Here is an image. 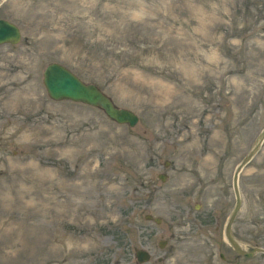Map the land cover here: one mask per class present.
I'll list each match as a JSON object with an SVG mask.
<instances>
[{"label": "rangeland", "instance_id": "rangeland-1", "mask_svg": "<svg viewBox=\"0 0 264 264\" xmlns=\"http://www.w3.org/2000/svg\"><path fill=\"white\" fill-rule=\"evenodd\" d=\"M0 18L21 32L0 45V264H264L193 231L264 128V0H0ZM51 62L136 125L50 99ZM237 179L232 233L264 249V140Z\"/></svg>", "mask_w": 264, "mask_h": 264}, {"label": "water", "instance_id": "water-1", "mask_svg": "<svg viewBox=\"0 0 264 264\" xmlns=\"http://www.w3.org/2000/svg\"><path fill=\"white\" fill-rule=\"evenodd\" d=\"M20 38V30L15 24L8 20L0 19V44H17L20 41ZM42 81L48 96L53 100H70L92 107H97L101 109L110 120L114 121L117 124H126L129 127H133L138 121V116L132 110L118 107L112 101V99L107 94H105L97 85L84 82L67 67L57 62L49 63L45 67L43 71ZM263 140L264 128L256 137L252 147L235 170L233 184L236 189L237 203L235 210L231 213V216L228 220L227 229L225 231V237L235 249V251L246 257H251L254 253L263 250L260 248H256L251 251H245L239 243L235 242L230 233L231 222L233 221L239 207L237 176L241 168L246 163H248L259 151ZM164 178V176L160 175L161 180H164ZM144 217L148 220H151L152 218L151 215L148 214ZM152 219L155 223L160 222V219L157 217ZM159 246L163 247V242L159 243ZM135 258L137 263L142 264L150 259V254L144 249H136Z\"/></svg>", "mask_w": 264, "mask_h": 264}, {"label": "flooded vegetation", "instance_id": "flooded-vegetation-1", "mask_svg": "<svg viewBox=\"0 0 264 264\" xmlns=\"http://www.w3.org/2000/svg\"><path fill=\"white\" fill-rule=\"evenodd\" d=\"M238 193H239V190H238ZM220 198L221 199L219 202L214 203L209 207L210 208L209 210H212V215H210L209 212L206 211L207 214L205 213L206 215L205 214L202 215L201 216L202 219L199 220L198 223H195V225L197 227H195L193 229V231L202 230V227H203L202 222H205L207 225V224H210V222L212 221V224L214 227L213 230H215V232L220 230L222 241L231 247L230 243L227 241V239L225 237V231L227 229L228 220L231 216V213L235 210L236 203H237V194H236V189H235L234 184H233V178L231 181V185L227 184V187L225 190H223ZM239 198H240V204H239L238 210L236 212V215L240 211L241 204H242L240 194H239ZM233 221H234V219H233ZM233 221L231 222V225H230V233H231L233 239L235 240V242L239 243L240 241H238V239H236L232 233ZM220 256L223 258V255H220ZM159 261H161V259H159Z\"/></svg>", "mask_w": 264, "mask_h": 264}]
</instances>
